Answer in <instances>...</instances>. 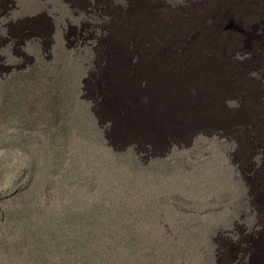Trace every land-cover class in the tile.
<instances>
[{"label":"rangeland","instance_id":"obj_1","mask_svg":"<svg viewBox=\"0 0 264 264\" xmlns=\"http://www.w3.org/2000/svg\"><path fill=\"white\" fill-rule=\"evenodd\" d=\"M2 1L0 264H264V0Z\"/></svg>","mask_w":264,"mask_h":264},{"label":"clouds","instance_id":"obj_2","mask_svg":"<svg viewBox=\"0 0 264 264\" xmlns=\"http://www.w3.org/2000/svg\"><path fill=\"white\" fill-rule=\"evenodd\" d=\"M2 2L3 1L0 0V3ZM12 10L13 9H10L9 14L8 15L4 14L3 17L10 19L12 15ZM49 16L52 19L51 22L48 20V21H36V22L31 23L30 19H32L35 16H32V17L30 16L28 17V19L26 18V16H24L22 18L16 19L17 21L11 20V21H8V23L6 24L2 23V26L6 30V34L9 37H11V35H13L14 37H21V38L27 37L28 41H32L31 38H33L34 43H38L41 45V50H42L41 53L43 56H44L43 53H45V55L51 54L52 50L56 49L57 47H60L59 43L61 44V46H64L65 48H68L71 50V45L69 44V41L66 40L67 32L65 30L68 27V25H64V22H62L63 26L61 23H60L61 25H59V22L53 17V15H49ZM4 26H7V27H4ZM10 26H11V32H8ZM190 27L188 28L190 29ZM24 30H29L28 36L20 35V33H22ZM75 38H78V35ZM168 46L170 50H173V47L171 45H168ZM176 46L186 52V55L184 57L189 61L191 65L193 57L190 58V56L195 55L193 51L194 44L190 43V41L186 38L182 39L177 33ZM32 60H33L32 66H35L37 64V60H34V59ZM38 68H40V70H43L42 66H39ZM38 68H37V71H38ZM17 70L20 71L19 73H23L24 71H26L22 69H17ZM156 102L158 101L156 100ZM243 118H246L248 120L243 123L244 127L247 129L248 132L241 131L242 140H240V143L243 142V144H246L247 140H255L260 137L262 141H261L259 150L264 155V132H263L264 128L258 122V120L255 119L256 116L247 114V115H243ZM249 119H253V120H249ZM161 136L162 135H159V137ZM255 146H256V143H255ZM263 201H264V196H263ZM263 205H264V202H263Z\"/></svg>","mask_w":264,"mask_h":264},{"label":"bare ground","instance_id":"obj_3","mask_svg":"<svg viewBox=\"0 0 264 264\" xmlns=\"http://www.w3.org/2000/svg\"><path fill=\"white\" fill-rule=\"evenodd\" d=\"M28 1H29V0H28ZM35 1H36V0H35ZM41 1H42V0H41ZM41 1H40V2H41ZM64 1H65V0H64ZM49 2H50V1H49ZM49 2H48V3H49ZM55 2H56V1H55ZM73 2H74V1H73ZM35 3H36V2H35ZM45 3H46V2H45ZM51 3H52V2H51ZM60 3H61V2H60ZM62 3H63V2H62ZM76 3H77V2H76ZM43 4H44V2H43ZM52 4H53V3H52ZM54 4H55V3H54ZM69 4H70V3H69ZM97 4H98V3H97ZM48 5H49V4H48ZM61 5H62V4H61ZM63 5H64V4H63ZM67 5H68V4H67ZM84 5H85V3H84ZM8 6H9V5H8ZM57 6H59V5H57ZM57 6H56V7H57ZM99 6H100V4H99ZM56 7H55V8H56ZM74 7H75V6H74ZM100 7H102V6H100ZM100 7H99V8H100ZM104 7H105V6H104ZM51 8H52V7H51ZM55 8H54V9H55ZM58 8H59V7H58ZM75 8H76V7H75ZM85 8H86V7H85ZM87 8H88V7H87ZM102 8H103V7H102ZM119 8H120V7H119ZM44 9H45V8H44ZM54 9H53V10H54ZM63 9H64V8H63ZM91 9H92V8H91ZM97 9H98V8H97ZM104 10H105V9H104ZM15 11H16V10H15ZM43 11H44V10H43ZM48 11H49V10H48ZM78 11H79V10H78ZM86 11H87V10H86ZM89 11H90V10H89ZM89 11H88V12H89ZM93 11H94V10H93ZM12 12H13V10H12ZM52 12H53V11H52ZM66 12H67V11H66ZM103 12H104V11H103ZM14 13H15V12H14ZM68 13H69V12H68ZM75 13H76V12H75ZM89 14H90V13H89ZM91 14H92V13H91ZM94 14H95V13H94ZM7 15H8V14H7ZM32 15H33V14H31V16H32ZM35 15H36V14H35ZM49 15H50V13H49ZM49 15H44V14H43V15H39V16L36 15L34 18L30 19V22L32 23V22H36V21H48V20L51 22L52 19L50 18ZM52 15H53V14H52ZM60 15H61V14H60ZM65 15H66V14H65ZM74 15H75V14H74ZM74 15H73V16H74ZM95 15H96V14H95ZM100 15H101V14H100ZM33 16H34V15H33ZM57 16H58V15H57ZM61 16H62V15H61ZM93 16H94V15H93ZM103 16H104V15H103ZM86 17H87V16H86ZM89 17H90V16H89ZM58 18H59V17H58ZM74 18H75V17H74ZM84 18H85V17H84ZM95 18H96V17H95ZM27 19H28V18H27ZM61 19H62V18H61ZM61 19H59V21H60ZM63 19H64V18H63ZM67 19H68V18H67ZM76 19H77V18H76ZM76 19H75V20H76ZM79 19H81V18L79 17ZM89 19H90V18H89ZM57 20H58V19H57ZM64 20H65V19H64ZM72 20H73V18H72ZM100 20H101V19H100ZM104 20H105V19H104ZM5 21H6V20H5ZM78 22H79V21H78ZM93 22H94V21H93ZM71 23H73V22H71ZM86 23H88V22H86ZM86 23H85V24H86ZM4 24H5V23H4ZM74 24H75V23H74ZM93 24H94V23H93ZM103 25H104V24H103ZM62 26H63V24H62ZM94 26H95V25H94ZM4 27H7V26H4ZM68 27H70V30H69V32H68L67 35H66V40H67V41H72L71 39H72V38H75V37L77 36L78 31H79V27H78L77 25H76V27H74V26H72L71 24H69ZM73 27H74V30H72ZM1 28H2V27H1ZM101 28H103V27H101ZM106 29H107V28H106ZM1 30H2V29H1ZM64 30H65V29H64ZM80 30H81V28H80ZM93 30H95V29H93ZM8 32H11V26H10ZM82 32H83V30H82ZM97 32H98V31H97ZM22 33H23V32H22ZM79 34H80V32H79ZM25 36H26V35H25ZM89 36H90V35H89ZM1 38H2V37H1ZM13 38H14V36L11 35V37L8 38L9 40H8L7 43L9 44V42L12 41ZM25 38H26V37H25ZM89 38H90V37H89ZM91 38H92V36H91ZM14 39H15V38H14ZM19 39H20V38H19ZM76 39H77V38H76ZM80 39H81V38H80ZM32 40H33V39H32ZM87 40H89V39H87ZM22 41H23V40H22ZM22 41H21V42H22ZM79 41H80V40H79ZM82 41H83V40H82ZM5 43H6V41H5ZM26 43H27V42H26ZM30 43H32V42H30ZM78 43H79V42H78ZM80 43H81V42H80ZM15 44H17V43H15ZM59 44H60V43H59ZM76 44H77V43H76ZM13 45H14V44H13ZM27 45H28V44H27ZM60 45H61V44H60ZM9 46H10V45H9ZM34 46H35V44H34ZM80 46H81V45H80ZM85 46L87 47V45H85ZM27 47H28V46H27ZM39 47H40V46H39ZM39 47H38V48H39ZM63 47H64V46H63ZM83 47H84V46H83ZM83 47H82V48H83ZM88 47H89V46H88ZM11 48H12V47H11ZM14 48H15V47H14ZM17 48H18V47H17ZM35 48H36V46H35ZM38 48H37V49H38ZM58 48H59V47H58ZM64 48H65V47H64ZM22 49H23V48H22ZM65 49H66V48H65ZM74 49H75V48H74ZM77 49H78V48H77ZM89 49H90V48H89ZM95 49H96V48H95ZM82 50H83V49H82ZM23 51H24V50H23ZM23 51H22V52H23ZM26 51H27V50H26ZM34 51H35V50H34ZM34 51H33V52H34ZM37 51H38V50H37ZM41 51H42V50H41ZM59 51H60V49H59ZM61 51H62V50H61ZM64 51H66V50H64ZM80 51H81V50H80ZM1 52H2V50H1ZM66 52H67V51H66ZM66 52H65V53H66ZM69 52H71V50H70ZM73 52H74V51H73ZM2 53H3V52H2ZM19 53H20V52H19ZM24 53H25V52H24ZM29 53H30V52H29ZM40 53H41V52H40ZM52 53H53V52H52ZM11 54H12V53H11ZM25 54H26V53H25ZM30 54H31V53H30ZM37 54H38V53H37ZM68 54H69V53H68ZM81 54H82V53H81ZM2 55H3V54H2ZM5 55H6V54H5ZM8 55H10V54H8ZM50 55H51V54H50ZM52 55H53V54H52ZM60 55H61V54H60ZM64 55H65V54H64ZM11 56H12V55H10V57H11ZM24 56H25V55H24ZM39 56H40V55H39ZM42 56H43V55H42ZM56 56H57V55H56ZM76 56H77V55H76ZM78 56H79V55H78ZM5 57H6V56H5ZM14 57H15V56H14ZM22 57H23V56H22ZM26 57H27V56H26ZM36 57H37V56H36ZM45 57H46V56H45ZM65 57H66V56H65ZM0 58H1V59H0V61H1V60L3 59V57H0ZM7 58H8V57H7ZM15 58H16V57H15ZM30 58H31V56H30ZM33 58H34V57H33ZM40 58H41V57H40ZM77 58H78V57H77ZM77 58H76V59H77ZM11 59H12V58H11ZM43 59H44V58H43ZM48 59H49V58H48ZM52 59H53V58H52ZM52 59H51V60H52ZM59 59H60V57H59ZM64 59H65V58H64ZM12 60H13V59H12ZM18 60H19V59H18ZM36 60H38V59H36ZM46 60H47V58H46ZM54 60H57V58L54 59ZM73 60H74V59H73ZM26 61H27V60H26ZM41 61H42V60H41ZM41 61H39V62H41ZM48 61H49V60H48ZM75 61H76V60H75ZM4 62H5V61H4ZM15 62H16V61H15ZM43 62H44V60H43ZM54 62H55V61H53V64H54ZM0 63H1V62H0ZM10 63H12V62H10ZM18 63H19V62H18ZM27 63H28V62H27ZM37 63H38V62H37ZM45 63H46V62H45ZM45 63H44V64H45ZM6 64H8V63H6ZM13 64H14V63H13ZM42 64H43V63H42ZM4 65H5V64H4ZM9 65H10V64H9ZM14 65H15V64H14ZM22 65H23V64H22ZM45 65H46V64H45ZM10 66H11V65H10ZM49 66H51V65H49ZM3 67H4V66H3ZM1 68H2V65H1ZM29 68H30V67H29ZM48 68H49V67H48ZM15 69H16V68H15ZM14 71H15V70H14ZM14 71H13V73H14ZM26 71H27V70H26ZM7 72H8V71H7ZM0 73H1V72H0ZM25 73H26V72H25ZM25 73H24V74H25ZM5 74H6V73H5ZM5 74H4V75H5ZM8 74H9V73H8ZM16 74H17V72H16ZM6 75H7V74H6ZM11 75H13V74H11ZM11 75H10V76H11ZM19 75H20V74H19ZM0 76H2V75H0ZM17 76H18V75H17ZM9 78H10V77H9ZM11 78H12V77H11ZM20 78H21V75H20ZM23 78H24V77H23ZM3 79H5V76H4ZM5 80H6V79H5ZM14 80H15V79H14ZM23 80H24V79H23ZM27 80H28V79H27ZM27 80H26V81H27ZM0 81H2V79H0ZM8 81H9V80H8ZM0 83H1V82H0Z\"/></svg>","mask_w":264,"mask_h":264},{"label":"trees","instance_id":"obj_4","mask_svg":"<svg viewBox=\"0 0 264 264\" xmlns=\"http://www.w3.org/2000/svg\"><path fill=\"white\" fill-rule=\"evenodd\" d=\"M58 170L60 171V169L58 168Z\"/></svg>","mask_w":264,"mask_h":264}]
</instances>
